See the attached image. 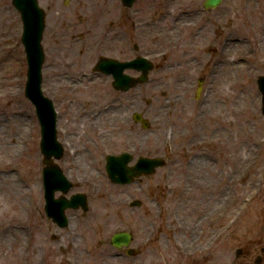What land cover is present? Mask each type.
Here are the masks:
<instances>
[{
    "label": "rangeland",
    "instance_id": "obj_1",
    "mask_svg": "<svg viewBox=\"0 0 264 264\" xmlns=\"http://www.w3.org/2000/svg\"><path fill=\"white\" fill-rule=\"evenodd\" d=\"M202 2H148L153 7L146 5L139 40L156 68L147 83L126 92L115 90L110 76L90 73L95 51L66 76L63 67L78 47L64 60L65 51L54 46L43 89L58 112L65 147L58 164L73 183L67 197L83 193L89 201L87 212L67 209L69 224L60 228L45 211L41 128L25 95L21 18L12 0H0V264H257L260 257L264 264L257 84L264 75V0H224L196 15ZM179 10L192 16L190 27L171 23ZM199 78L205 82L197 96ZM134 113L149 126L136 123ZM117 115L124 126L115 128ZM123 152L164 164L116 184L106 158ZM121 231L131 235L130 255L118 256L111 245Z\"/></svg>",
    "mask_w": 264,
    "mask_h": 264
},
{
    "label": "flooded vegetation",
    "instance_id": "obj_2",
    "mask_svg": "<svg viewBox=\"0 0 264 264\" xmlns=\"http://www.w3.org/2000/svg\"><path fill=\"white\" fill-rule=\"evenodd\" d=\"M148 2L150 0H135L130 6L123 0H37L44 14L42 45L46 61L48 57L53 62L56 59V54L51 55L56 50L55 45L65 51L64 60L67 57L66 53L78 47L75 58L68 60L63 67L67 76L70 69L84 66L85 56L89 53L87 50L96 52V57L93 58L97 61L106 57L124 63L142 55L140 28L143 15L148 11L146 7ZM31 3L28 9L33 11ZM148 5L153 7V3ZM13 12L15 16L21 18L17 0H13ZM49 36L52 38L51 43L47 42ZM131 52L134 57L130 55ZM97 61L90 65V69L93 70L91 74L102 76L103 73L94 70ZM53 66L55 64L51 62L45 63L44 70L47 72ZM125 74L129 75L130 71L126 70Z\"/></svg>",
    "mask_w": 264,
    "mask_h": 264
},
{
    "label": "water",
    "instance_id": "obj_3",
    "mask_svg": "<svg viewBox=\"0 0 264 264\" xmlns=\"http://www.w3.org/2000/svg\"><path fill=\"white\" fill-rule=\"evenodd\" d=\"M222 0H208L206 6H218ZM27 0H18L19 8L23 12L25 22V34L23 37L26 53L29 61L28 82L26 88L27 97L35 104L37 114L42 128V152L46 157L47 168L44 170V179L46 184V198L48 200L47 211L50 217H53L61 227L68 224V219L65 216V209L68 207H79L82 205L84 210H87V198L84 195L78 194L73 196L71 200L60 199L55 200L54 194L56 190H61L67 193L72 187V184L67 180L63 171L56 165H53L52 157L60 159L63 156V147L57 140V115L53 102L46 98L42 91V66L43 55L40 49L39 41L43 29L42 17H32L28 19ZM26 3V4H23ZM33 21V22H32ZM32 38V40H31ZM105 62V61H103ZM109 64L100 63V66H107ZM99 66V67H100ZM152 64H146L143 67L146 76L142 81L147 80L148 71L151 69ZM121 70V69H120ZM139 80H129L120 74L117 76V81L114 83L117 89L128 90L134 86ZM141 81V80H140ZM264 86V79L261 80ZM136 119H141L138 114L135 115ZM147 127L148 122H144ZM132 157L129 154H123L119 157H108V170L114 182L130 183L134 177L141 174H150L155 171L157 166L163 165L161 159H143L141 158L136 166L130 167L128 163ZM131 241V236L126 233H117L114 235L112 244L121 248L122 245H128Z\"/></svg>",
    "mask_w": 264,
    "mask_h": 264
},
{
    "label": "bare ground",
    "instance_id": "obj_4",
    "mask_svg": "<svg viewBox=\"0 0 264 264\" xmlns=\"http://www.w3.org/2000/svg\"><path fill=\"white\" fill-rule=\"evenodd\" d=\"M186 17H190V16H185V17L183 16V17H181L180 15H175L173 19H175L176 21H173V22H171V23H173L174 25L180 24V26H182V23H183V25H184L185 27H188V26H190V23H189V22H183L184 19H185ZM228 41H229V43H227L226 47L223 48V50H222V51H224V52H226V50L229 51V48H230L231 45L233 44V43H232V41H233L232 39H230V40H228ZM236 41H238V40L236 39ZM225 44H226V43H225ZM226 54H227V53H226ZM221 67H222V66H221L220 64H218V66H217L216 69L219 70ZM240 68H241L242 70H246V69H247L246 66H241ZM120 108H121V106H119V109H118V106H117L116 109H114V112H118V110H120ZM100 114H101V112H98V115H100ZM112 121H113L114 123L117 124V125H114L115 128H117L119 125L124 126L123 118H122L120 115H117ZM202 162H203L202 160L198 161V162L195 164V166H196V167H199V166L203 165L204 163H202ZM242 178H243V179L245 178L244 174H242ZM6 179H7V176H3L2 181L6 180ZM2 181H1V183H3ZM98 190H99V188H98ZM98 190H97V191H98ZM21 194H22V193H21Z\"/></svg>",
    "mask_w": 264,
    "mask_h": 264
}]
</instances>
